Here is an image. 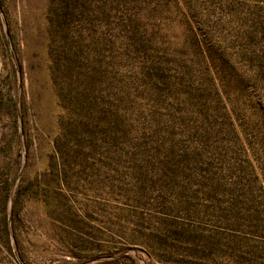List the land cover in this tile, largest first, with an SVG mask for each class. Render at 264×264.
<instances>
[{
  "label": "rangeland",
  "instance_id": "rangeland-1",
  "mask_svg": "<svg viewBox=\"0 0 264 264\" xmlns=\"http://www.w3.org/2000/svg\"><path fill=\"white\" fill-rule=\"evenodd\" d=\"M0 6V264H264V0Z\"/></svg>",
  "mask_w": 264,
  "mask_h": 264
},
{
  "label": "water",
  "instance_id": "water-1",
  "mask_svg": "<svg viewBox=\"0 0 264 264\" xmlns=\"http://www.w3.org/2000/svg\"><path fill=\"white\" fill-rule=\"evenodd\" d=\"M0 15H1V17H2V19H3V24H4V29H5V31H6V35H7V43H8V46H9V48H10V50H11V53H12V55H13V58H14V60L16 61V58H15V55H14V52H13V47H12V44H11V41H10V39H9V36H8V33H7V26H6V23H5V20H4V16H3V12H2V8H1V6H0ZM22 173V170L20 171V174ZM12 204H13V192H12V194H11V196H10V200H9V209L11 210V208H12ZM8 223H9V225L11 224V214L9 215V217H8ZM13 238V237H12ZM128 252V251H127ZM130 252V251H129ZM134 252V251H133ZM102 259H105V258H102Z\"/></svg>",
  "mask_w": 264,
  "mask_h": 264
}]
</instances>
